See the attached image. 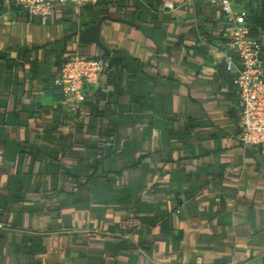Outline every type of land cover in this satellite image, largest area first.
<instances>
[{"label": "crops", "instance_id": "obj_1", "mask_svg": "<svg viewBox=\"0 0 264 264\" xmlns=\"http://www.w3.org/2000/svg\"><path fill=\"white\" fill-rule=\"evenodd\" d=\"M5 6L0 264H264V147L240 141L218 5H57L47 24ZM99 23L108 51L80 42ZM108 52L109 91L72 111L59 65Z\"/></svg>", "mask_w": 264, "mask_h": 264}, {"label": "built area", "instance_id": "obj_2", "mask_svg": "<svg viewBox=\"0 0 264 264\" xmlns=\"http://www.w3.org/2000/svg\"><path fill=\"white\" fill-rule=\"evenodd\" d=\"M121 1L6 0L5 3L21 8L47 24L57 5L87 8ZM210 3L218 5L225 15L222 32L225 42L220 58L231 76L226 87H232L237 97L240 141L246 148L264 147V31L254 29L250 20L237 9L234 0H210ZM164 8L174 11L175 6L168 2ZM109 68L110 62L106 58L85 59L80 55L72 56L64 65L56 84L63 87L64 100L70 104L72 111L75 112L90 96L109 91L104 80Z\"/></svg>", "mask_w": 264, "mask_h": 264}, {"label": "water", "instance_id": "obj_3", "mask_svg": "<svg viewBox=\"0 0 264 264\" xmlns=\"http://www.w3.org/2000/svg\"><path fill=\"white\" fill-rule=\"evenodd\" d=\"M1 19V12H0ZM80 42L83 45H96L106 51L108 46L102 40V23L85 29L80 35Z\"/></svg>", "mask_w": 264, "mask_h": 264}, {"label": "trees", "instance_id": "obj_4", "mask_svg": "<svg viewBox=\"0 0 264 264\" xmlns=\"http://www.w3.org/2000/svg\"><path fill=\"white\" fill-rule=\"evenodd\" d=\"M5 1L6 0H0V12L1 13H4L5 11H6V6H5ZM13 8H11L12 10H14V11H16V12H19L20 10H22L21 8H16V7H14V6H12ZM27 14V13H26ZM27 16H29V18L31 17L30 15H28L27 14ZM251 22V21H250ZM251 24L253 25V27H254V29L255 30H257L258 28H261L262 29V31H264V19H260L259 20V22L257 23V24H253L252 22H251ZM224 41V40H223ZM225 42V41H224ZM105 58L106 59H108V61L110 62V68H109V70H108V72H107V74L109 73V77H108V80H109V83H110V81H112L113 80V76H112V60H111V58H110V53L108 52V53H106V55H105ZM70 61V59L69 58H67L66 60H64L63 62H62V64H60L59 66L61 67V69L64 67V65L67 63V62H69ZM224 65V64H223ZM224 69H225V71H226V67H225V65H224ZM227 72V71H226ZM228 73V72H227ZM229 74V73H228ZM229 79H231V76H230V74H229ZM99 93H101V92H98V93H96L95 95H94V97L97 95V94H99ZM101 94H103V93H101Z\"/></svg>", "mask_w": 264, "mask_h": 264}]
</instances>
